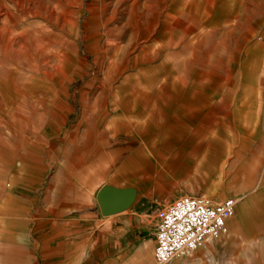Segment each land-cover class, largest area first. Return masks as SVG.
Segmentation results:
<instances>
[{"label":"rangeland","instance_id":"rangeland-1","mask_svg":"<svg viewBox=\"0 0 264 264\" xmlns=\"http://www.w3.org/2000/svg\"><path fill=\"white\" fill-rule=\"evenodd\" d=\"M139 1L137 7L145 15L149 14V17H153L154 10L164 12L160 20L162 25L165 14L178 0ZM195 1L201 11L204 8L212 9L206 21L212 28L229 26V29L236 25L251 28L239 29L240 33L235 29L236 31H231L234 33H229L227 53L224 54L227 71L232 70L235 49L233 42L239 38L241 42H245L240 61L245 63L250 54L257 61L253 76L240 75L237 78L234 73H225L227 93L236 91L235 96L241 100L239 105L244 103L253 108L242 105L243 116L238 115L235 120L230 118L231 123L225 127L226 137L218 138L226 141L230 150L220 156H215L214 152L208 154L207 149H199L201 140L211 137L207 123H193L188 116L182 115L180 119L175 118L183 114L181 109L189 104L186 101L190 95L189 87L199 85L202 81L195 75L184 85L187 93L183 94L181 104L170 105L173 109L167 113L171 119L156 121L162 131H169L170 150L161 149L164 145L162 132L159 139H152L156 138L155 131L159 125L151 124L152 131L145 132H141L142 125L139 130H127L128 133L115 131L121 121L129 123L131 127L136 122L143 124V105L139 104L134 108L135 111L130 110L126 114L120 108L111 110L105 122L98 120L97 114H94V121L91 120L90 123H87V117L83 119L88 107L96 109L97 113L102 107H112L111 93L103 95L100 87L103 83L102 71L110 61L120 59L121 55L115 57L112 51L102 54L103 44L109 39L106 35L108 29H114L118 33H114L113 40H124L123 45L125 44L131 33L128 14L132 12V5H135L136 0H79L74 14L79 30L75 32L58 17L56 19L58 13L67 9V0H25L24 5L17 0H0V29L6 20L5 7H9L16 16L11 24L18 25L15 32L17 42L26 47V54L32 56L35 48L32 47V41L36 40H32V30L35 29L41 35L38 39L43 38L48 42V50L43 54L68 50L79 61L69 74H58L45 66L32 67V59L27 62L18 58L19 61L16 62L20 68L27 70L17 88L24 90V93L28 91L29 94L15 93V101L13 104L9 103L12 108L8 109V117L0 118V264H46L47 261H59V255L44 254L45 235L50 230V223L54 225L60 219L57 216L60 211H67L68 201H99L98 197L103 193L117 201H163L161 209L170 207L178 198L187 195L207 196L213 201L236 198L240 202L251 201L247 206V230H258L264 223V0H214L213 7L206 6L205 0ZM181 7L186 9L187 14L190 13L186 5ZM191 15L199 16L194 12ZM123 26L126 27L121 29ZM2 42L0 37V48ZM70 43H73V48L69 47ZM17 49L15 45V50ZM128 49L129 75L148 76L147 67H156L161 62L160 57L150 64H138L135 57L140 50L132 47ZM124 57L126 58V54ZM165 74L162 71V75ZM211 74L213 75L212 72ZM247 78L251 82L254 80V87H259L258 79L262 82L259 91L257 90L260 95L256 93L253 100L258 95L263 98H259L255 104L246 100L247 93L254 88L251 82L248 85ZM32 79L37 82L30 91L26 89V85H32ZM209 80L211 83L206 81V91L203 92L213 97L212 104L219 103L220 95L217 93L223 87L217 88L218 90L213 88L214 81L218 80L214 75ZM121 81L122 78L118 79L114 88H118ZM167 83L172 84L171 81ZM161 84L162 80L159 84L157 82L155 88L148 89L150 96L152 95L150 105ZM181 85L183 84L179 83L177 86ZM231 99L228 97L227 102H231ZM243 99L245 102H242ZM234 102L236 99L232 103ZM4 103L5 99L1 97L0 106ZM232 109L228 108V111L231 112ZM119 115L122 117L116 119ZM189 131L190 136H193L194 131L201 134L195 140L186 135ZM36 139L38 143L35 142ZM153 143L160 146L159 151L152 147ZM236 151H239L238 165L255 172L257 179L252 185L243 186L238 183L239 173L236 168L230 167V163L236 159ZM139 154L142 156L141 164L133 171L128 166L129 162ZM85 156L91 160L87 166L82 164ZM32 159L37 160L36 167L32 166ZM134 172H137L135 176L132 175ZM113 178L115 180L112 182ZM61 219L65 220L66 217ZM227 234L211 243L221 241ZM215 257L214 264H222L221 254L217 253Z\"/></svg>","mask_w":264,"mask_h":264},{"label":"bare ground","instance_id":"bare-ground-1","mask_svg":"<svg viewBox=\"0 0 264 264\" xmlns=\"http://www.w3.org/2000/svg\"><path fill=\"white\" fill-rule=\"evenodd\" d=\"M17 1L21 5L25 4V0H17ZM59 1H63V0H59ZM78 1L79 0H67L68 2L67 9L62 13H58V16H56V19L59 18L60 20H62L63 23H65L68 27H70V30L72 32L79 30V23L77 19L74 17L75 8L78 4ZM139 2H140L139 0H136L135 5H132V9H131L132 12L128 14L130 15L129 16L130 22L132 24L130 23L129 26L126 24V26L130 28L131 33H129L128 38L124 45H123L124 40L118 41L112 39L114 33L115 35L118 34L117 32H115L114 29L106 28L108 29L106 35L109 37V39H107V41L103 44L102 54L112 51L115 57H117V55H121L120 59L110 61L107 68L102 71L103 83H101L100 87L102 88L103 95L105 93H111L110 95H112V102L109 103L111 104L112 107L111 108L102 107V110L99 113L96 112V109L93 110L92 108L88 107L86 115L83 117V119L87 117L86 121L87 123H90L92 122L91 120L94 121V114L95 116L97 114L99 118L98 120H101V122H105L109 117L111 110L116 111L118 108H120L122 112L126 114L129 113L130 110L135 111L134 108L140 104L143 105L144 107L143 108V114L145 118L144 123L142 124L141 122H136L133 123L135 126L131 127L129 123L121 121L119 123L118 128L115 131L121 130L123 132L128 133L130 130H134V129L139 130L141 125L143 126L141 132L152 131V129H150L152 128L151 124H156L157 123L156 121H163V120L166 121L168 119L169 120L171 119L169 118L170 116L167 113V112L170 113V110L173 109V106L171 107L170 105L174 104L176 106H179L181 104V100L182 98H184L183 94H185L186 92L184 90L185 87L184 85L188 82V80L192 76L195 75L199 77V79L202 81L199 85L196 86L192 85L189 87L188 90L190 92V95L186 98V101L189 104H186V106L183 108L181 107L182 108L181 111H183L184 113L179 114L180 116L175 115L176 116L175 118L180 119L182 115L183 117L188 116V118L193 123L202 122L203 123V124L201 123L202 125H204V123H207L208 124L207 127L211 132V137L208 136L205 139H202L201 145L199 144L200 146L199 149L200 150L207 149L208 154L214 152L216 153L215 156L225 155L226 152L230 150V148L228 147L226 141L222 139H221L222 141L218 140V138L226 137L227 129H225V127L231 123L230 118L232 120H235L238 117V115L240 116L242 107L245 105L244 103L239 105L241 100L239 97L237 98L235 96L236 91L227 93L228 91L227 79L225 78V73L227 72L228 74L234 73L235 77L239 78L240 75H242L243 77L245 76L248 77L251 76L250 74H252L253 76L254 73L256 72L255 66L257 61L254 57L250 56L251 54L248 56V59L246 60L245 63L240 61L242 47H245L244 45L245 42H241L240 38L233 42L235 49H234V53H233L234 57L231 65L232 70L227 71L226 69L227 61L225 60L226 58L224 57V54L227 53L228 35L232 30L236 31L235 29H238L237 31L240 33L239 29H242V27L236 25L235 27L229 29L212 28L211 26H209L208 22L206 23V21L209 19L211 15V12H207L205 8L204 11L203 10L201 11L198 8L199 5L195 0H179L178 7L175 4L177 2L173 3L170 8L171 10L165 14V17L163 19L164 21L161 25L160 20L164 12H159V11L155 12L154 10V12H152V14H154L153 17L151 16L149 17L148 16L149 14L145 15V12H142L140 7H137L140 4ZM205 4L206 5L212 4L211 0L210 1L206 0ZM183 5H186L189 8L188 10L190 12L189 14L186 13L187 12L186 9H182L181 6ZM5 9H6L5 12L6 20L3 23V27L0 29V37L3 40L2 47L0 48V68L2 71V73L0 74L1 75L0 98L3 97L5 99V103L3 106H0V118L1 116L8 117L9 114L8 112L10 108H12V104L16 99L15 93H19V95L29 94L28 91H27L28 93L27 92L24 93V90L22 91L21 89L17 88L20 79L25 78V73H26L25 71H27L25 70L24 67L20 68L16 64L18 58L19 60L20 58H23L27 62H29V59H32V67L36 66L37 68L38 66L44 68L45 66L46 68H50L57 71L58 74H66L67 72L69 74L71 71H74L77 62L79 63V61L73 58V54L71 55L70 54L71 52L68 50L67 51L61 50L58 52L52 51V53L50 52L51 54L48 53L43 54L45 51L47 52L48 50V42H45L43 38L38 39L39 37H41V35L39 34L38 30L35 29L32 30V40L36 39L35 41H32V47L35 48L32 51V56L30 54H26L28 53L25 50L26 47L21 46L20 42L19 43L17 42V37L15 35V32L18 29V25L16 23H14L13 25L11 24L12 20L13 22L16 20V16L9 7H5ZM200 11L201 13H199ZM192 12L199 14V16L194 17L193 15H191ZM143 23H145V25ZM104 24L106 25L107 22H105ZM126 26H123L121 29H123ZM234 31L231 32V34L234 33ZM24 36H28V34H24ZM15 45H17L18 47L17 50H15ZM69 47L73 48V43H70ZM131 47L133 49L136 48L140 50V53L135 57L136 63L150 64L153 61L156 60L158 61V59L161 57L162 59L160 64L158 63L159 65L157 66L156 64H153V66L155 65L156 67H147L146 74H148V76L143 75L142 77H140L139 74H137L138 76L129 75L127 70L129 59L127 58L128 52H126V50L129 51L130 49L128 48ZM125 54H126V58L124 57ZM84 66L85 64L82 65V67ZM162 71L165 72L166 74L162 75ZM211 72L213 73L214 78L216 77L218 79L215 80L216 82L214 81V84L212 85L213 88L221 89L223 87L217 93V95L219 94L220 96L222 94L221 97L220 96L218 97L219 103H214V104L211 103L213 101V97H210L208 96V93L203 92L206 91V87L204 85L205 83H207L206 81L211 83V81L209 80L210 76H213ZM173 74L175 75L177 74L178 76L176 75L175 77V75ZM222 76H224V79ZM120 78H122L121 85L118 88H114L115 84L117 83L118 79L120 80ZM62 79L63 78H61V80ZM161 80H162V84L159 87H157V93L155 95V99L152 101V104L150 105L149 101L152 95L150 96V91L148 89L155 88V86H157V82L159 84ZM168 81H171L172 84L169 85V83H167ZM36 82H37L36 79H32V85L31 84L26 85V89L31 91L34 88ZM250 82L251 79L247 78L248 85H250ZM179 83L183 85L178 87L177 85H179ZM258 83L257 84L260 87V83H262L261 79L260 81L258 79ZM44 84L46 83L44 82ZM251 84H252L251 86L254 87V80L253 82H251ZM259 87H254L252 90H249V92L247 93L248 97L246 98V100H251L252 103L255 104L259 100V98H261L259 96L260 93L257 92V90L259 91ZM256 93L259 95L256 96V98L253 100V97ZM228 97L232 98L231 100H229L231 102H227ZM235 99L236 102L232 103L233 100ZM242 102H245V99H243ZM9 103L12 104L9 105ZM232 104H235L234 107H232ZM115 105H117V107ZM228 108H233V109L231 112H229ZM120 117L122 116L119 115L118 117L116 116L115 118L120 119ZM156 126H158V128L155 131L156 138H152V139L155 140L159 139L162 132L164 145L163 147H161V149L170 150L169 149L170 144L168 143H170L171 140L169 139L170 135L167 134L169 131L167 132L162 131L160 129V124H156ZM189 133L191 132L189 131L186 135L190 136ZM200 134L201 133L199 131L197 132L194 131L193 136L190 137L196 140ZM37 141L38 140L36 139L35 142ZM152 147L155 150L159 151L158 148H160V146H158L157 144L153 143ZM173 148L174 147H172V149ZM207 153L206 155H208ZM238 154L239 151H236L235 154L236 159L234 160V162L230 163V167L232 164L234 163L238 164L240 162L238 161L240 159L239 157H237ZM139 155L140 156L133 157L129 162L128 166L129 168H132L133 171L137 168L139 164H141L140 157L142 156L141 154ZM143 157H146V155H143ZM36 161H37L36 159H32L33 167L37 166ZM90 162L91 160L89 159V157L85 156L82 164L84 166H87L90 164ZM238 166L240 167V165ZM240 169L246 170L248 168L240 167ZM136 174L137 172L132 173L133 176H135ZM255 179L256 176L253 174L250 176H244L241 185L243 186L252 185ZM113 180L115 179L113 178L112 182ZM115 183L118 185V187L120 186L117 181ZM236 215H237V210L234 215L235 218Z\"/></svg>","mask_w":264,"mask_h":264},{"label":"crops","instance_id":"crops-1","mask_svg":"<svg viewBox=\"0 0 264 264\" xmlns=\"http://www.w3.org/2000/svg\"><path fill=\"white\" fill-rule=\"evenodd\" d=\"M176 2L178 7L179 0ZM211 3L209 6L213 7L215 1ZM205 10L212 12V9ZM231 167L237 169L240 184L244 176L255 175L250 169L241 170L237 163ZM108 202L109 210L104 212L100 201H68L67 211L57 215L66 219H58L54 225L50 223V230L45 235L44 254L59 255L60 260L46 264H156L155 235L163 201ZM250 202L237 201L236 218L228 220V234L221 241L210 242L191 255L175 258L168 264H214L217 253L221 254L222 264H264V223L258 230L246 229Z\"/></svg>","mask_w":264,"mask_h":264},{"label":"built area","instance_id":"built-area-1","mask_svg":"<svg viewBox=\"0 0 264 264\" xmlns=\"http://www.w3.org/2000/svg\"><path fill=\"white\" fill-rule=\"evenodd\" d=\"M236 198L213 201L207 196H182L158 212L155 263L168 264L227 233Z\"/></svg>","mask_w":264,"mask_h":264},{"label":"water","instance_id":"water-1","mask_svg":"<svg viewBox=\"0 0 264 264\" xmlns=\"http://www.w3.org/2000/svg\"><path fill=\"white\" fill-rule=\"evenodd\" d=\"M98 200L100 201L104 212L106 210H109L110 204L108 201H117L116 198H113L112 196H110L109 194L103 193L98 197Z\"/></svg>","mask_w":264,"mask_h":264}]
</instances>
